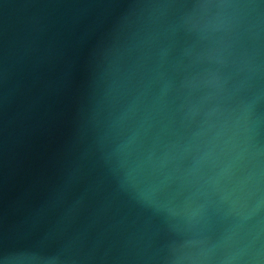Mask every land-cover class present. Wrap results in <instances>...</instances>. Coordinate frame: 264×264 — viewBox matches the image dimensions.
Listing matches in <instances>:
<instances>
[{"label":"water","instance_id":"obj_1","mask_svg":"<svg viewBox=\"0 0 264 264\" xmlns=\"http://www.w3.org/2000/svg\"><path fill=\"white\" fill-rule=\"evenodd\" d=\"M0 264H264V0H0Z\"/></svg>","mask_w":264,"mask_h":264}]
</instances>
